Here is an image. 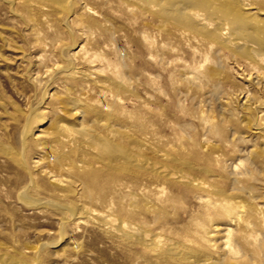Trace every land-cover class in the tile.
<instances>
[{"label":"rangeland","instance_id":"rangeland-1","mask_svg":"<svg viewBox=\"0 0 264 264\" xmlns=\"http://www.w3.org/2000/svg\"><path fill=\"white\" fill-rule=\"evenodd\" d=\"M7 2L0 0L1 252L11 256L24 252L29 264L33 261L36 264H173L116 235L108 222L119 220L174 241L182 251L211 248L213 258L217 259L225 248L229 221L202 204L198 199L200 194L191 185L176 182L173 186L164 181L157 184L148 172L133 168L129 172L120 171L116 180L101 174L92 190L83 173L91 168L100 171L105 168L92 159L93 166H83L80 157L70 153L69 165L73 169L58 162L55 175L63 182L55 191L50 188L51 179L42 171L62 152L58 149L56 154L46 155L40 144L51 140L59 122L77 126V118L71 116L74 108L68 104L69 98H73L87 111L86 125L90 130L109 137L91 113L96 108L103 118H110L124 137L137 141V145L151 144L152 148L181 162L194 164L185 168L180 161L177 164L164 161L169 169L183 168L198 182L222 186L233 194H240V201L261 206L264 204V156L256 158L255 152L264 148V126L257 131L242 123L245 117L240 114L238 98L248 85L246 75L252 71L225 56L224 64L219 65L225 79L221 91H216L215 84L206 83L202 77L205 57L193 51L196 44L181 39L179 34L171 40L160 38L154 30L156 23L132 0H70L73 13L62 15L55 5L41 1L43 7L40 0H19L13 8ZM255 2L261 10L260 17L264 18V0ZM84 6L91 9L89 19L81 17ZM150 22L154 25L149 32H155L152 37L157 36V40L153 37L156 47L152 49L146 48L147 38L144 39ZM82 47L84 50L75 57V64L69 67L71 76L56 69L67 68L68 55L80 52ZM243 70H247L244 75ZM83 72L90 75V81L80 78ZM251 89L256 98L264 93L261 86ZM249 118L256 122L257 116L252 112ZM25 131L30 136H26L23 148ZM124 137L115 138V144L137 152V147ZM4 149L11 155H5ZM148 153L142 155L159 162ZM250 156L256 162L252 167L248 164ZM37 158L43 159L39 167L33 164ZM22 163L35 176L29 203L23 201L25 196H20L29 184V175ZM241 164L252 170L255 177L248 176L239 186H234L230 174ZM204 169H209L210 175ZM244 186L251 188L253 199L235 190ZM34 202L41 204L36 206ZM59 207L73 208L82 214L69 219L70 215L66 212L63 215ZM130 212L135 216L131 217ZM100 214L109 220L105 222ZM250 216L253 233L264 232L255 212ZM64 218L69 221L62 226ZM218 227L221 230L217 231ZM207 233L213 237L209 238ZM250 233L237 229L231 240L247 254L242 264H252V261L264 264V250L255 252L253 244L242 240V235Z\"/></svg>","mask_w":264,"mask_h":264},{"label":"bare ground","instance_id":"bare-ground-1","mask_svg":"<svg viewBox=\"0 0 264 264\" xmlns=\"http://www.w3.org/2000/svg\"><path fill=\"white\" fill-rule=\"evenodd\" d=\"M7 1H8L7 3L11 7L12 6L15 7V5L19 3V0H7ZM41 1L55 5L58 8L59 14L61 15L67 13L68 14L73 13L72 12L73 8L70 0H40V2ZM132 1L141 8H143L144 14L147 17H149L153 22L156 23V25H154L151 22L149 24L146 23L147 35L146 37H144V39L147 38L146 41L147 43L145 44H147L148 46H146V48L149 47V49H152L156 43L153 42V37L156 38L157 36L152 37V35L155 32L154 33L149 32L152 31L153 25L155 28L154 30L157 31L156 33H158V36H160V38L163 37L164 39L165 38L170 39L171 37L173 36L175 37L177 36V34H179L181 39L182 38L187 39V41L190 43L191 41L194 42L196 44V47L193 48L194 49L193 51H196L197 53L200 52L201 54L203 53L204 54L203 56L205 57V65L201 66L204 68V70L201 69L203 71V73L201 72V74H203L202 77H204L205 80H207L206 83L211 82L215 84L216 91L218 90L221 91L222 88L221 86L223 80L225 79L223 78L224 74L222 75V72L224 71L221 72L219 68V65L223 63L222 60L225 59L224 58L225 56L235 64L242 63L243 65L240 64V66H246L252 71L246 75L247 77H249L246 80L248 85L245 87V90L244 89L241 90L238 96L241 104L240 114H242L245 117L243 118L242 121L244 125L254 130L261 131V126H264V120H263L264 93H262L259 98H256L254 93L252 92L251 87L261 86V89L264 90V18L260 17L261 10L259 8V5L255 2V0H132ZM33 4L35 3L33 2ZM50 7H52V5H50ZM85 7L87 6L83 7L82 13L80 12L81 17L82 18L92 17L90 12L91 9L88 10ZM74 16H77V13ZM176 40L180 42V40L178 39ZM182 42H185V44L183 43L184 45L188 44V43L186 44V41H182ZM168 45L165 46L166 49ZM171 46H169V48H171ZM155 47L156 46H154V48ZM158 47H160V44ZM191 47L192 46H190L189 48ZM83 50L84 48L82 47L80 52L68 55V58L66 59L67 61L66 63H68L67 68L61 67L56 69H59L60 70L59 72H61L62 70V73L65 74L66 76H71L73 73L71 72V69L69 71V67L73 65V63L75 62L74 61L75 57H77ZM156 53L158 52L156 51ZM151 58L153 60V57ZM207 63H210V65L206 66ZM246 71L243 70L242 75L246 74ZM62 73L60 74L62 75ZM190 73H193V71H191ZM79 76L82 80L85 81L91 80L90 75H87L84 72L80 73ZM195 81H197V79ZM201 83H205V82H200V85ZM206 83L205 85H207ZM221 99H223V96ZM63 104H66V102ZM68 104L72 105V107L74 108L73 110L74 113L71 116L77 118V123H76L77 126L74 127L59 122L57 124L56 132L53 133L54 135L52 136L51 140H49L48 142H42V143L40 142L41 149L44 150V154L46 155H54L57 153L56 151L58 149L61 150L62 152V154H58V155L56 154L55 158L50 162V164L43 167L42 173L51 179L50 183L52 186L50 188H52V190L58 191L59 185H61V183L63 182L62 180L57 179L55 175V169L58 162L63 163V165L64 163L67 164L69 170L70 168L73 169V166L69 165L70 158L68 154L70 153L71 155L72 154L78 155V157H80L79 160L81 161V163H83V166L89 168L93 166V163L90 160L92 159L94 160V162H96V165L102 164L103 167L105 168L101 171L100 169L91 168L89 172L83 173L82 176L87 181L89 187L92 190L96 188V184L98 182V179L101 177V174L108 175L109 177H111L112 180H116L119 177L118 175L120 171L129 172L133 168H137L145 173L148 172L147 174H150L153 177V181L155 180V183L157 184L158 181L159 182L164 181L174 186V183L176 182H184L187 183L188 185H191L192 189H194L195 191H198V193L200 194L198 199L202 204L208 206L210 208L209 209L210 211L219 213L223 217H226L227 220L229 221V227L228 229H226L227 239L225 242V248L224 250L222 249L223 250L222 253H219V257L217 259L213 258V254H211L212 253L211 248H207V247H200L197 249L196 248L186 249V251H182L178 248L177 243L174 241L163 239L162 237L156 236L155 234H152L150 231L145 230L144 228L138 226L136 227L133 224H126L124 222H120L118 219H117L118 221L109 220L108 216L102 217V215L100 214L101 215L100 217L105 219V222L106 220L107 221L109 220L108 223L111 225L110 227L113 228L116 235H119L122 238L128 239L132 242L139 244L140 246L144 247V249L157 255L158 258L162 260L170 261L173 264H242L241 261L247 256V254L244 252V250H242L241 246H238L237 243L234 244V241L231 240V236L233 235L234 231H236L237 229H244V231L246 232L247 231L251 232L250 234H248V236L242 235V240L246 244L247 243L253 244V249L255 252L257 251L261 252L264 250V245H263L264 232L260 234L256 232L253 233L254 223L252 222V220H250V218H252L250 216V213L252 214L255 212L256 217L261 222L264 228V204L261 206H255L252 202L244 203L243 201H240L241 199L240 194H233L232 192H229L222 186H215V185L206 184L204 182H198L196 181V177H192L190 174L186 173L183 170V168H178L177 166H174L169 169L166 166V164H164V161H168L172 164H177L179 163L180 160H178L176 157H172L169 154H164L162 151L152 148L151 144L137 145L138 143L137 141H133V139L124 137L123 133L115 129V127L112 125L110 118L108 116H105L106 118H103L104 115H102L101 111H99L96 108H92L91 113H93L98 123L102 124L103 128H105L108 131L109 137L101 135L102 133L99 134L98 132L96 133V131L90 130L91 127L89 128L86 125L87 111L85 110V108L80 106L81 105L80 102L76 99L69 98ZM252 112H254L257 116L256 122H252L249 118V115H251ZM206 123L208 124V122ZM27 133L28 132L25 131V133L22 135L23 148L26 146L27 143L26 142V140L28 139L26 138V136H28ZM118 136L129 139V143H132L134 146H136L138 151L137 152L133 151L131 148H130L131 151H128L126 148L122 147V145L120 146L115 144L114 139L117 138ZM54 148L56 150H54ZM61 152L59 151L58 153ZM143 152L146 153L149 152L152 156L159 159V162L155 163L153 162V160L149 159L148 157L145 158L142 155ZM3 153L7 156L11 155L8 149H4ZM255 153L257 154V155L255 154L256 158L263 157L264 148L261 150V152H255ZM0 154H1V149H0ZM84 158H89V159H84ZM160 159H162V161ZM248 160L250 161V163L248 162V164L251 167L256 163L255 159L252 156H250V159ZM219 162L221 161L219 160ZM42 163H43V159L37 158V160L34 161L33 164L36 167H39L42 165ZM181 163H183L182 165L180 164L181 167L184 166L185 168L194 167L193 163H187V164L185 162H181ZM242 164L236 166L235 168L233 167L234 169L230 174V176L232 175L231 177L234 186H239V184L242 183L243 179L253 175L251 172L252 170L247 168V166L244 168ZM219 166H221V164ZM22 167L25 169V171L28 172L29 184H27L28 186L23 188V190L20 193V196L21 197L25 196L26 199L22 198L23 201L29 203L31 197L30 193L32 191V188H34L35 186V176L31 172V170H29V167L26 163H22ZM256 171H258V169ZM204 172L207 175H210L211 173L209 169L208 170L204 169ZM253 176L255 177V175ZM253 176L251 178H253ZM248 181L250 182V180ZM235 190H238V192L241 193H246L250 195V199H253V196H251L252 192H250L251 188L246 189L244 186L242 189L236 188ZM59 193L61 194V192ZM160 198L161 197H159V199ZM253 201L256 200L254 199ZM37 203H35L36 206L38 204H41V203L38 204ZM135 203L137 205V202ZM59 208L60 210L64 211L62 212L63 215L65 214V212L68 213V215H70L69 219L76 218L77 215L82 214V213L78 214L79 210L77 211L73 208H67V207L66 209L62 207ZM146 209L148 210V208ZM95 215H99V214L95 212ZM82 216H84V214ZM130 216L134 217L135 215L132 214V212H130ZM69 219L64 218L62 220V226L66 224L68 225ZM203 227L205 228V226ZM230 227H234V228H230ZM219 230H221V228L217 229V231ZM207 236H209V238L213 237V235L209 233H207ZM207 243L212 244V241L207 239ZM11 255L3 254L0 248V264H29L25 260L24 252L23 253L20 252V255L18 256H11ZM36 262L37 261L35 262L33 261V263L31 264H36ZM253 263L254 262L252 261V264Z\"/></svg>","mask_w":264,"mask_h":264}]
</instances>
